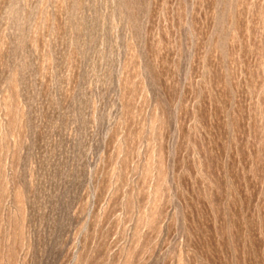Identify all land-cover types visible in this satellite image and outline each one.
<instances>
[{"label":"rangeland","instance_id":"rangeland-1","mask_svg":"<svg viewBox=\"0 0 264 264\" xmlns=\"http://www.w3.org/2000/svg\"><path fill=\"white\" fill-rule=\"evenodd\" d=\"M0 264H264V0H0Z\"/></svg>","mask_w":264,"mask_h":264}]
</instances>
